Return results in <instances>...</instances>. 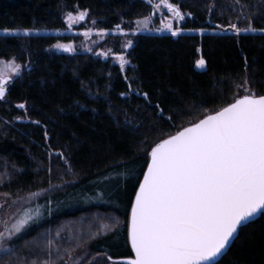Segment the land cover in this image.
<instances>
[{
  "label": "trees",
  "instance_id": "trees-1",
  "mask_svg": "<svg viewBox=\"0 0 264 264\" xmlns=\"http://www.w3.org/2000/svg\"><path fill=\"white\" fill-rule=\"evenodd\" d=\"M172 1L186 15L184 29L209 31L135 33L132 45L115 48L127 61L123 69L111 55L56 48L70 33L0 34V58L23 66L0 100V198L46 189L41 206L28 209L49 211L11 252L0 253V264L69 255L48 240L73 248L70 254L83 248L98 255L94 264H127L113 258L133 256L127 225L151 147L245 94L236 87L245 80L264 95V0ZM79 10L106 30L131 29L151 4L0 0V29L64 31L65 12ZM201 58L206 63L198 67ZM65 221L83 224L85 234L56 239L53 230ZM106 224L110 231L102 230ZM214 264H264V212L240 228Z\"/></svg>",
  "mask_w": 264,
  "mask_h": 264
},
{
  "label": "snow or ice",
  "instance_id": "snow-or-ice-1",
  "mask_svg": "<svg viewBox=\"0 0 264 264\" xmlns=\"http://www.w3.org/2000/svg\"><path fill=\"white\" fill-rule=\"evenodd\" d=\"M167 7L176 18L184 19L178 7L171 3ZM86 15V11L76 16L68 13L69 26L84 21ZM139 23L147 27L146 20ZM230 27L241 31L235 24ZM116 28L123 31L120 25ZM163 28L173 36L181 31L173 29L171 20ZM248 30L256 31H244ZM132 43L129 40L125 47ZM55 47L75 52L72 44ZM118 60L123 69L125 56L119 55ZM205 63L203 58L197 61L200 67ZM0 65L3 100L14 79L11 74L18 76L21 65L15 59L0 61ZM246 85V80L236 85L245 94L234 96L233 102L151 147L147 170L131 203L127 228L135 256L127 264H210L237 238L241 226L264 210V95H256ZM143 95L148 98L147 93ZM160 112L162 115L163 110ZM32 220L25 212L11 229L5 226L0 240L6 233L8 238L20 233ZM102 230L110 231L111 225L102 226ZM47 243L50 247L52 241ZM5 251L12 249L5 247Z\"/></svg>",
  "mask_w": 264,
  "mask_h": 264
},
{
  "label": "rangeland",
  "instance_id": "rangeland-1",
  "mask_svg": "<svg viewBox=\"0 0 264 264\" xmlns=\"http://www.w3.org/2000/svg\"><path fill=\"white\" fill-rule=\"evenodd\" d=\"M151 4V13L140 16L136 18L132 24L131 29H123V31L118 30L117 28L112 30H106L98 26L96 20L94 18L87 19V15L84 21L74 22L71 27L68 24L67 14L71 13L73 16H76L79 12L83 10H79L77 12L67 11L64 14L67 28L64 31L61 30H37V29H25L16 28L10 29L15 31L3 32L0 31V34H33V33H70L73 35V38L69 41L60 42L59 44H72L75 49L86 50L89 51L91 49L96 55L100 56H112L115 61L119 62L118 56L124 55L123 53H117L115 48L118 46L119 48H125V45L129 40H132L131 35L139 32H152V33H171L170 30L164 29L163 24L171 20L173 24V29H181L180 33H204L209 31L207 29H184L182 27V23L185 19V13L180 9L181 14L184 15V19L180 20L175 17L174 12L168 9L167 5L169 3L173 4L176 7H179V4H176L172 0H146ZM147 21V27L145 28L143 24L139 23L140 21ZM91 29V32L88 36H85L84 33ZM112 33V34H111ZM179 33V34H180ZM120 36L121 38H119ZM107 53V55H105ZM13 60V59H11ZM0 58V61H11ZM16 62V61H15ZM18 63V62H16ZM20 64V63H18ZM21 65V64H20ZM198 67H200L197 64ZM205 66V65H204ZM2 67V65H0ZM23 66L21 65L22 72ZM19 73V74H20ZM16 77L15 74H11ZM46 189L28 193L26 195L13 198L12 200L2 199L0 198V232H5V226L7 225L8 229L12 228V225L20 219L25 212L30 213L31 209H28L30 206L33 208V204L39 206L41 201H43V194L47 193ZM41 206V205H40ZM36 213H35V212ZM33 209V220L29 222V225L26 226L20 233H13L11 238L7 237L4 240H0V253L5 251V247L12 248L16 242L25 235L30 226H32L35 222H37L40 217L42 218L46 212L49 213L47 209L41 207L39 211ZM107 223V222H106ZM109 223V222H108ZM108 225V224H106ZM110 225V224H109ZM104 226V225H103ZM105 231V230H104ZM52 236L55 235L56 239L66 238L67 240L76 239L77 241L80 239V236H83L86 232L83 224H79L77 221H65L61 225L57 226L55 230H53ZM59 232V235L57 233ZM44 242V241H43ZM77 246L76 248H78ZM54 248L56 253L61 249V252L66 253V250H72L73 248H62L55 240L50 246V249ZM74 253L69 254L67 257L56 258L54 257L51 260H46L49 264H54L53 262H62L60 264H94L98 259V255L89 254V252L85 249H80L78 251L74 250ZM51 262V263H50Z\"/></svg>",
  "mask_w": 264,
  "mask_h": 264
},
{
  "label": "water",
  "instance_id": "water-1",
  "mask_svg": "<svg viewBox=\"0 0 264 264\" xmlns=\"http://www.w3.org/2000/svg\"><path fill=\"white\" fill-rule=\"evenodd\" d=\"M203 119V118H202ZM189 126V125H188ZM187 127V126H186ZM176 134V133H175ZM175 134H173V135H175ZM150 161V160H149ZM146 170H147V168H146ZM145 170V171H146ZM142 179H143V177H142ZM142 181V180H141ZM131 212V211H130ZM262 212H264V210H262L261 212H259V213H257L256 215H254L247 223H249V222H251V221H253V220H255V219H257L260 215H261V213ZM246 223V224H247ZM246 224H244V225H246ZM244 225H242V226H244ZM241 226V227H242ZM240 230V229H239ZM239 230H238V232H237V234H236V237L238 236V233H239ZM236 238H234L233 239V241H232V243L234 242V240H235ZM232 243L225 249V250H223L222 251V253L221 254H219L217 257H215L211 262H210V264H214L215 262H217L218 260H220L222 257H223V255L228 251V249L230 248V246L232 245ZM134 256H135V253H134V251H133V256H130V257H122V258H113V260L114 261H118V262H124V263H127V260L128 259H130V258H134Z\"/></svg>",
  "mask_w": 264,
  "mask_h": 264
}]
</instances>
